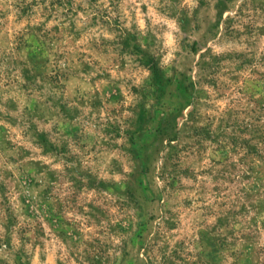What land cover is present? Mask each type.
<instances>
[{"label": "rangeland", "instance_id": "374dc122", "mask_svg": "<svg viewBox=\"0 0 264 264\" xmlns=\"http://www.w3.org/2000/svg\"><path fill=\"white\" fill-rule=\"evenodd\" d=\"M0 264H264V0H0Z\"/></svg>", "mask_w": 264, "mask_h": 264}]
</instances>
